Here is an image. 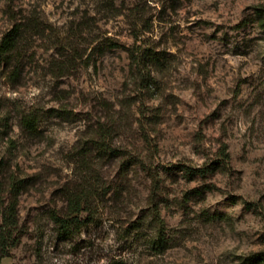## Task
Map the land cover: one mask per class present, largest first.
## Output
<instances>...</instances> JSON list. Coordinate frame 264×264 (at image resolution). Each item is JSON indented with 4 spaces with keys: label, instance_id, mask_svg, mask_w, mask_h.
Returning a JSON list of instances; mask_svg holds the SVG:
<instances>
[{
    "label": "rangeland",
    "instance_id": "obj_1",
    "mask_svg": "<svg viewBox=\"0 0 264 264\" xmlns=\"http://www.w3.org/2000/svg\"><path fill=\"white\" fill-rule=\"evenodd\" d=\"M15 27L0 224L15 199L19 240L0 264H241L264 249V0H0V43ZM73 197L87 202L65 230Z\"/></svg>",
    "mask_w": 264,
    "mask_h": 264
},
{
    "label": "trees",
    "instance_id": "obj_2",
    "mask_svg": "<svg viewBox=\"0 0 264 264\" xmlns=\"http://www.w3.org/2000/svg\"><path fill=\"white\" fill-rule=\"evenodd\" d=\"M18 31L17 28H13L11 31L7 32L0 43V56L7 57L10 53L14 51L18 42ZM133 55V53H131ZM37 117L34 114L25 115L21 122L24 128L28 131H34L36 129ZM99 149L102 152H106L107 147L105 145L104 139L99 142ZM224 156L229 157L228 153L224 151ZM127 162L131 164H142L143 161L140 156H130L128 157ZM181 170L188 176H193L195 174H204L210 170V167H197L193 168L190 166H182ZM15 187V185H13ZM75 200L74 197L71 199V212L68 217H59L56 221L60 224L65 230L70 228V224L73 222V219L78 218V214L75 213L80 208L81 204H85L87 199ZM75 214V215H72ZM72 221V222H71ZM19 240V221L18 214L16 209V200L12 199L2 214V222L0 224V260L6 256L9 252V249L14 246ZM241 264H264V249L244 255L240 261ZM116 264H125L123 261H116Z\"/></svg>",
    "mask_w": 264,
    "mask_h": 264
}]
</instances>
